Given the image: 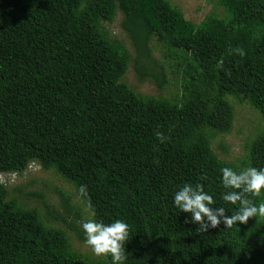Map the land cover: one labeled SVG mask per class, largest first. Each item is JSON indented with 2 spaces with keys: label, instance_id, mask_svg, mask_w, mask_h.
<instances>
[{
  "label": "trees",
  "instance_id": "16d2710c",
  "mask_svg": "<svg viewBox=\"0 0 264 264\" xmlns=\"http://www.w3.org/2000/svg\"><path fill=\"white\" fill-rule=\"evenodd\" d=\"M84 1L0 0V173L52 167L93 219L128 224L125 264H264V217L200 232L172 203L199 183L232 215L239 204L222 200L220 168H264V0H205L196 21L171 0H101L106 17L116 2L138 59L160 38L213 77V93L182 106L120 80L127 51ZM150 75L160 89L163 70ZM234 101L258 120L238 156L223 142ZM246 196L262 203L264 188ZM42 218L0 182V264H112L70 253L65 232Z\"/></svg>",
  "mask_w": 264,
  "mask_h": 264
},
{
  "label": "rangeland",
  "instance_id": "374dc122",
  "mask_svg": "<svg viewBox=\"0 0 264 264\" xmlns=\"http://www.w3.org/2000/svg\"><path fill=\"white\" fill-rule=\"evenodd\" d=\"M171 1L183 10L186 18L194 21L210 9L205 0ZM90 3L93 4L92 9L100 19L103 30L107 32V37H117L127 51L126 70L120 78L125 84L144 94L161 93L169 100L179 103L178 106H182L189 96L205 97L216 90L213 77L197 66L189 54L167 45L166 40L151 38L148 43L150 55L147 58L139 56L138 59L129 38L119 27L121 13L116 2H113L114 7L109 17H106L102 9L101 0H85L82 7ZM134 66H139L143 70L142 73L136 71ZM159 70H163L165 78V83L160 89L156 88L155 79L150 75L151 72ZM233 106L235 109L232 128L224 135L223 142L230 155L238 156L243 153L244 141L252 137L254 122L258 120L247 103L234 101ZM217 140L218 138L214 142ZM0 182L6 186L7 197L13 198L20 210L35 211L39 217H43L46 226L65 232L70 253L81 259H94L102 263L111 258L110 255H95L85 237L71 227L73 224L81 228L80 222L93 219V216L74 194L73 186L64 181L52 167L43 168L40 164L30 162L20 173H0ZM61 197L68 198L69 209H64Z\"/></svg>",
  "mask_w": 264,
  "mask_h": 264
},
{
  "label": "clouds",
  "instance_id": "9594fccd",
  "mask_svg": "<svg viewBox=\"0 0 264 264\" xmlns=\"http://www.w3.org/2000/svg\"><path fill=\"white\" fill-rule=\"evenodd\" d=\"M219 171L220 183L226 189L221 194L222 200L232 205L239 204L232 215H225L226 209L223 206L213 207V195L199 183L183 184L172 194L173 205L179 211L190 213V221L198 224L200 232H207L220 224L227 227L237 222L245 224L250 217L257 215L264 217V202L253 203L246 196L248 193L257 196L264 188V168L249 166L236 171L230 167H222ZM85 190L86 187L81 185L80 191ZM80 227L86 243L95 255H110L112 264H125L124 244L129 238V226L124 220L115 219L104 223L102 220L86 219L80 222Z\"/></svg>",
  "mask_w": 264,
  "mask_h": 264
}]
</instances>
